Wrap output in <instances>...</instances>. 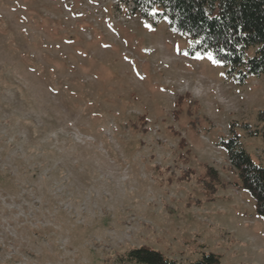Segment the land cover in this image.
Returning <instances> with one entry per match:
<instances>
[{
  "label": "rangeland",
  "instance_id": "1",
  "mask_svg": "<svg viewBox=\"0 0 264 264\" xmlns=\"http://www.w3.org/2000/svg\"><path fill=\"white\" fill-rule=\"evenodd\" d=\"M191 45L120 0H0V264L141 245L264 264V220L218 144L261 127L264 76L241 83ZM236 132L264 167L262 138Z\"/></svg>",
  "mask_w": 264,
  "mask_h": 264
},
{
  "label": "trees",
  "instance_id": "2",
  "mask_svg": "<svg viewBox=\"0 0 264 264\" xmlns=\"http://www.w3.org/2000/svg\"><path fill=\"white\" fill-rule=\"evenodd\" d=\"M133 6L140 16L157 26L168 23L176 34L187 37L192 45L189 55L211 53L227 68L237 73L239 82L264 76V0H120ZM254 49V54L249 52ZM261 127L252 130L248 124L233 122L229 137H221L220 147L227 153L236 171L241 188L254 200L257 215L264 220V167L256 163L243 145L237 127L248 130L251 136L264 142V110L259 111ZM205 185L213 194L221 184L219 174L209 167ZM111 264H222V257L203 252L191 262L171 259L150 246L131 247L117 253Z\"/></svg>",
  "mask_w": 264,
  "mask_h": 264
},
{
  "label": "snow or ice",
  "instance_id": "3",
  "mask_svg": "<svg viewBox=\"0 0 264 264\" xmlns=\"http://www.w3.org/2000/svg\"><path fill=\"white\" fill-rule=\"evenodd\" d=\"M209 59H212L211 54H209ZM215 63V61H213ZM142 78V77H141Z\"/></svg>",
  "mask_w": 264,
  "mask_h": 264
}]
</instances>
